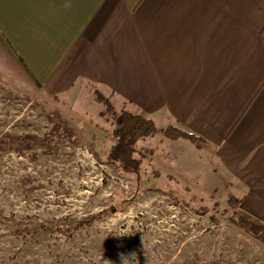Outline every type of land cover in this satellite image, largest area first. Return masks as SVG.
I'll return each instance as SVG.
<instances>
[{
	"label": "crops",
	"instance_id": "0c3cea01",
	"mask_svg": "<svg viewBox=\"0 0 264 264\" xmlns=\"http://www.w3.org/2000/svg\"><path fill=\"white\" fill-rule=\"evenodd\" d=\"M0 80L80 103L99 88L198 135L139 141L198 150L264 224V0H0Z\"/></svg>",
	"mask_w": 264,
	"mask_h": 264
},
{
	"label": "rangeland",
	"instance_id": "374dc122",
	"mask_svg": "<svg viewBox=\"0 0 264 264\" xmlns=\"http://www.w3.org/2000/svg\"><path fill=\"white\" fill-rule=\"evenodd\" d=\"M97 90L80 103L0 80V264H122L121 253L130 264H264V224L245 226L228 203L231 177L198 150L186 162V144L165 152L156 136L139 141L138 171L121 169L116 115Z\"/></svg>",
	"mask_w": 264,
	"mask_h": 264
},
{
	"label": "trees",
	"instance_id": "16d2710c",
	"mask_svg": "<svg viewBox=\"0 0 264 264\" xmlns=\"http://www.w3.org/2000/svg\"><path fill=\"white\" fill-rule=\"evenodd\" d=\"M96 93L98 101L105 104L107 110L116 115V124L111 132L113 145L110 154L113 159L119 163L124 172H136L140 169L142 160L136 156L137 145L139 140L146 137L162 133L168 138H184L196 144L198 147L201 146V139L198 135L173 125L164 128L158 127L153 119L141 114H135L126 110H122L118 113L108 97L99 90H97ZM34 142L47 144V141L40 137H34ZM241 201L242 199L233 194L230 195L228 199L229 205L234 209L240 208ZM116 211V205L112 204L99 213L86 217L85 221L91 224L95 220L112 215ZM240 219L245 226H251L255 223L244 214L240 216ZM10 220H14V218H10Z\"/></svg>",
	"mask_w": 264,
	"mask_h": 264
},
{
	"label": "clouds",
	"instance_id": "9594fccd",
	"mask_svg": "<svg viewBox=\"0 0 264 264\" xmlns=\"http://www.w3.org/2000/svg\"><path fill=\"white\" fill-rule=\"evenodd\" d=\"M68 6L69 5H65V7H68ZM130 255L132 258L135 257V253H131ZM120 257H121L122 264H130L129 258L127 256H125L124 253H121ZM149 264H150V261H149Z\"/></svg>",
	"mask_w": 264,
	"mask_h": 264
}]
</instances>
